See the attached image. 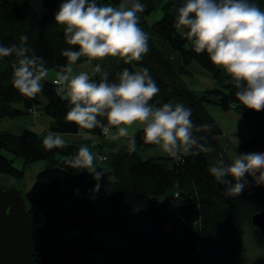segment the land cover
Wrapping results in <instances>:
<instances>
[{
    "label": "trees",
    "instance_id": "obj_1",
    "mask_svg": "<svg viewBox=\"0 0 264 264\" xmlns=\"http://www.w3.org/2000/svg\"><path fill=\"white\" fill-rule=\"evenodd\" d=\"M62 2L0 0V46H19L20 37L27 35L28 55L40 57L49 71L59 72L68 63L61 53L69 48L64 27L54 20ZM119 2L97 0L102 6H118ZM140 2L144 11L138 13L139 27L149 38V51L141 61L125 64L120 58L90 61L81 57L75 65L92 62L95 68L99 64L108 73L110 82H116L125 68L130 72L147 68L159 89L150 103L156 107L179 103L190 108L194 125L210 126L208 131L194 130V137L213 151L197 154L193 148L187 154L180 152L179 160L169 154L145 157L142 150L156 145L145 143L140 129L134 137L135 150L125 149L110 159L103 155L106 165L98 170V180L91 181L89 169L74 170L67 163L69 157L77 154L78 147L66 144L48 150L43 146L44 138L28 129L21 134L0 135V174L21 181L27 165L44 161L46 167L36 174L28 194L30 218L58 234L79 230L78 240L88 252L113 253L110 264H241L240 257L246 252V233L264 249L260 229L252 224V216L264 211L263 191L246 175L243 192L236 197L226 196L224 186L209 173V168L219 160L231 162L219 153L222 147L217 138L224 131L209 106L216 105L223 111H229L232 105L242 107L235 98L234 81L213 65L206 54L195 53L183 33L186 29L176 28L177 10L184 0ZM250 2L264 11V0ZM156 3H164L162 15L146 25L144 22ZM13 60L14 57L0 58V122L36 109L53 119L50 130L54 133L75 134L85 130L105 137L100 128L81 129L66 121L71 105L54 82L57 76L42 80V91L35 97L21 95L12 85ZM194 63L211 76L215 88L200 94L189 87L186 78L191 77L189 68ZM93 70L88 74L99 82L100 74H93ZM248 111L250 119L264 126V111ZM100 119L107 123L105 118ZM113 132L115 129L110 130ZM259 138L239 146L237 152L253 149ZM9 154L22 159L23 169L14 165ZM110 176L115 180H109ZM97 183L99 190H95ZM94 198L104 200L107 206L104 212L109 215L94 207ZM169 200H173V205ZM110 216L113 224L109 222ZM116 228L125 239L122 249L108 245L100 237L101 233L109 234Z\"/></svg>",
    "mask_w": 264,
    "mask_h": 264
},
{
    "label": "clouds",
    "instance_id": "obj_2",
    "mask_svg": "<svg viewBox=\"0 0 264 264\" xmlns=\"http://www.w3.org/2000/svg\"><path fill=\"white\" fill-rule=\"evenodd\" d=\"M143 11L140 0H120L118 6H102L97 0H63L60 4L54 20L64 27L69 46L61 53L68 63L56 74L71 105L65 119L81 129L100 128L103 133L115 129L113 140L130 137L129 129L140 125L145 143L171 156L187 154L193 148L197 154L210 153L213 148L201 144L193 135L194 130L208 131L210 126L194 125L190 108L179 103L159 107L150 103L159 89L147 68L133 72L125 68L116 82L109 81L108 73L99 64L93 70V74H100L99 82L87 72L73 74L72 65L81 57L90 61L120 58L125 64L141 61L149 51V38L139 27L138 13ZM175 26L186 29L185 36L195 53L206 54L234 81L240 105L264 111V11L250 0H184L177 10ZM27 41V35H22L19 46H0V58L14 57L13 87L23 96L35 97L42 91L41 81L49 70L40 57L28 55ZM128 143L129 150L134 151V137ZM66 144L61 134L49 133L43 139L48 150ZM103 159L89 147L81 146L67 163L80 171L94 168V162ZM209 173L224 186V195L239 196L247 184L246 175L264 186V153L237 154L230 163L219 160ZM99 188L97 183L95 190Z\"/></svg>",
    "mask_w": 264,
    "mask_h": 264
},
{
    "label": "rangeland",
    "instance_id": "obj_3",
    "mask_svg": "<svg viewBox=\"0 0 264 264\" xmlns=\"http://www.w3.org/2000/svg\"><path fill=\"white\" fill-rule=\"evenodd\" d=\"M160 1V0H158ZM164 3H156L153 8L151 9L150 16L147 17L146 22H144L146 25L148 23H153L154 20L158 19L161 15V9ZM140 18V17H139ZM148 22V23H147ZM185 33V30L183 31ZM92 62H85L82 66H78V68L74 65V67L79 70L82 69V72L90 71V67H93ZM73 69V74L77 71ZM85 70V71H84ZM189 70L191 71L192 75L189 78H186L187 84L189 87L197 92L202 93L205 90L213 89L216 87V82L211 78V76L205 72L203 69H201L196 63L194 65L190 66ZM53 70H50L49 73H52ZM81 72V71H80ZM66 96V95H65ZM239 105H232V108L229 111H223L216 105H210L209 110L213 114V116L217 119L221 127L223 128V135L220 138H217V141L221 144V151H219L220 155L224 159H229L230 161L239 154L237 152V148L239 146L245 145L248 141L255 140L257 137L259 138L258 143H256V146L253 149H243V153H264V126H261L260 124L254 122L252 119H250L249 111L245 107H237ZM40 113L39 111H36ZM29 113L35 114V111H28L27 115ZM37 115V114H35ZM21 117V118H20ZM15 117L12 119L15 121H22V120H29V116H20ZM11 119V118H10ZM8 118H4L0 122V128H8L10 129H16L17 131L20 130V125L15 123H8ZM9 129V128H8ZM29 128H24V130H28ZM142 129V127L140 128ZM23 130V131H24ZM31 130V129H29ZM48 131V130H47ZM4 134V133H1ZM112 135V133L106 135L105 137H108ZM44 138V136H43ZM119 147V146H118ZM157 151L159 149H156ZM116 151H121V149H118ZM115 151V154L117 153ZM153 155L162 156V153H152ZM112 157L114 154H111ZM143 155L145 157L149 156L150 154H147L146 152H143ZM166 155V154H165ZM223 155V156H222ZM182 156L180 153H178L177 156H172V158L175 160H179L178 158ZM9 158L13 159L14 165L18 169H23L24 163L22 159L15 157L12 154L8 155ZM103 157V155H102ZM110 159V155H109ZM107 160V159H106ZM104 163V160H101ZM106 165V163H104ZM46 167V163L44 161H39L38 163L29 164L26 167L25 172V178L21 181H17L15 178H12L7 175L0 174V181H4L8 184H17L25 186V190L29 191L33 185L34 179L36 174L43 170ZM92 181V180H91ZM261 189L264 194V186H261ZM94 207H97L99 209H102L104 212L107 210V206L105 205V202L103 199L96 198L94 200ZM170 202V201H168ZM104 215H109L108 211L104 212ZM109 222L113 224V219L110 216ZM79 230H73L69 233H67L69 236H73L75 238H78L80 235ZM101 240H103L108 245L122 249L125 245V239L120 232L119 228L113 229V231L109 234L101 233L100 234ZM244 242L246 245V252L242 254L240 257L241 264H264V249L257 246L254 242V239L250 237L249 233H246L244 237ZM100 258L107 260V262H112L113 260V253H99L97 254ZM110 264V263H109Z\"/></svg>",
    "mask_w": 264,
    "mask_h": 264
},
{
    "label": "water",
    "instance_id": "obj_4",
    "mask_svg": "<svg viewBox=\"0 0 264 264\" xmlns=\"http://www.w3.org/2000/svg\"><path fill=\"white\" fill-rule=\"evenodd\" d=\"M25 186L0 181V264H109L30 218ZM264 239V211L252 216Z\"/></svg>",
    "mask_w": 264,
    "mask_h": 264
},
{
    "label": "crops",
    "instance_id": "obj_5",
    "mask_svg": "<svg viewBox=\"0 0 264 264\" xmlns=\"http://www.w3.org/2000/svg\"><path fill=\"white\" fill-rule=\"evenodd\" d=\"M83 64H81V66ZM74 65L75 64L72 65L73 69L77 70L74 67ZM75 66L78 68V66H80V65H75ZM93 69H94V66L90 67V71H86V72L87 73L91 72ZM80 71L82 72V69L77 70L75 72V74H79ZM56 74L57 73L55 71H52V73H49V75L45 79L51 80L56 76ZM36 111L37 110L35 109V114H37V115L32 114V113H29L28 115L27 114L24 115V116H29V120H22V121H15L14 122L12 120L14 118L10 119V117H7L9 119V120H7V122L10 124L11 123H15V124L18 123V125H20V130L17 131L16 129L14 130L13 128L10 129V127H8L9 129L8 128H5V129L0 128V135H1V133L21 134L23 132L24 128L26 127V128H29V129L35 131L36 133H38L42 137L43 136L45 137L49 133L61 134V135H63L64 139L67 141L68 145H74L78 148H80L81 146H87V147H89V149L93 153H95L99 156H102V155H108L109 156L110 155V157H111V154L117 155L121 151L128 149L129 148V143H128L129 139L135 137L137 132L142 127L140 125H135L129 129L130 137L119 138V139H115V140L111 139V136L115 135V132H113L109 138L108 137L103 138V137L95 135V134H89L85 130H81L75 134L54 133L50 130L53 119L49 115L43 114L41 112L38 113ZM117 148L121 149V151H119V152L116 151ZM156 149H159V150L157 151ZM115 151L117 152L116 154H115ZM142 151L146 152L147 154H150L148 157L155 156L152 153H154V154H156V153L167 154V153L163 152L158 146H155L152 149H144ZM94 165H95L94 168L88 170V173H89L88 179L92 180V181H97L98 177L96 176V173H98V170L105 164L101 160H97L94 162ZM95 199L96 198H94L93 200H95Z\"/></svg>",
    "mask_w": 264,
    "mask_h": 264
},
{
    "label": "built area",
    "instance_id": "obj_6",
    "mask_svg": "<svg viewBox=\"0 0 264 264\" xmlns=\"http://www.w3.org/2000/svg\"><path fill=\"white\" fill-rule=\"evenodd\" d=\"M54 82H55L56 84H58V83H57V78L54 80ZM58 85H59V87H60V91L62 92L61 89L63 88V86L60 85V84H58ZM104 134L108 135V134H110V131H109V133H104ZM106 135H105V136H106ZM103 157H104L103 160L105 161V160H106V157H105V156H103ZM169 201H170L169 204L173 205V203H174L173 200H169Z\"/></svg>",
    "mask_w": 264,
    "mask_h": 264
}]
</instances>
